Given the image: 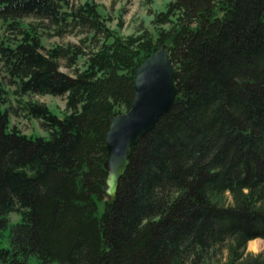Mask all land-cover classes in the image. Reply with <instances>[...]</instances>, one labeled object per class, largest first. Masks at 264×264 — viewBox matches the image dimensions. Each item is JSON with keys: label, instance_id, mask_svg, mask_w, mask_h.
Returning a JSON list of instances; mask_svg holds the SVG:
<instances>
[{"label": "trees", "instance_id": "obj_1", "mask_svg": "<svg viewBox=\"0 0 264 264\" xmlns=\"http://www.w3.org/2000/svg\"><path fill=\"white\" fill-rule=\"evenodd\" d=\"M70 1L0 0V264H264L245 251L264 244V0H168L154 33L129 36ZM41 23L85 37L45 50ZM162 45L177 95L108 203L106 120ZM10 96L48 139L9 131ZM31 96L64 97L63 116Z\"/></svg>", "mask_w": 264, "mask_h": 264}, {"label": "water", "instance_id": "obj_2", "mask_svg": "<svg viewBox=\"0 0 264 264\" xmlns=\"http://www.w3.org/2000/svg\"><path fill=\"white\" fill-rule=\"evenodd\" d=\"M175 77L176 69L162 45L135 70L129 109L106 120L108 131L101 151L105 156V197L109 203L114 202L119 181L129 167L131 149L171 109L177 95Z\"/></svg>", "mask_w": 264, "mask_h": 264}, {"label": "rangeland", "instance_id": "obj_3", "mask_svg": "<svg viewBox=\"0 0 264 264\" xmlns=\"http://www.w3.org/2000/svg\"><path fill=\"white\" fill-rule=\"evenodd\" d=\"M85 1H91L99 7L100 13L105 19H107V26L111 30L117 31L121 36H129L132 34H137L142 30L154 33L152 26L153 14L163 12L168 0H150L147 4L146 0H71L70 6H77L84 3ZM118 17L122 20V29L117 28ZM24 24L35 23L37 21L26 19L23 21ZM40 30V42L45 50L51 49L53 47H66L67 45H79L80 40L85 37V35H79L76 32L66 33L63 37H57L53 28L47 26L46 23H41L39 25ZM4 28L0 26V36L4 34ZM9 36V35H8ZM84 66V59H79L76 67L74 69H67L64 66V62H60V72L69 77L74 76V70H82ZM24 100H30L38 102L45 105L54 115L61 118L64 114L65 98H52V97H40L31 96L26 97ZM11 108L17 110V114H13V110H10V116L8 121V129L17 130L22 135L26 137H43L48 139V135L42 131L36 120L25 119L22 112H20L18 104L9 97V102L5 108ZM10 224H16L19 222L20 218L16 214H10L8 216ZM8 231L0 233V248L8 249ZM257 242V243H256ZM256 243V249H249V245ZM264 249V245L261 244L259 240L249 242L246 245V253L253 255L260 254ZM225 254V252H223Z\"/></svg>", "mask_w": 264, "mask_h": 264}, {"label": "bare ground", "instance_id": "obj_4", "mask_svg": "<svg viewBox=\"0 0 264 264\" xmlns=\"http://www.w3.org/2000/svg\"><path fill=\"white\" fill-rule=\"evenodd\" d=\"M252 242V241H251ZM257 243V242H256ZM256 243H252V244H250L249 245V249H251V250H255L256 249Z\"/></svg>", "mask_w": 264, "mask_h": 264}]
</instances>
